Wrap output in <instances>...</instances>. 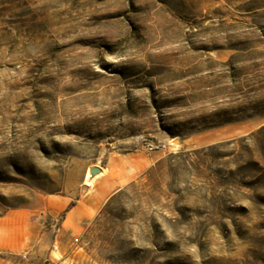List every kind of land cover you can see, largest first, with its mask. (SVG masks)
Masks as SVG:
<instances>
[{"label":"rangeland","instance_id":"374dc122","mask_svg":"<svg viewBox=\"0 0 264 264\" xmlns=\"http://www.w3.org/2000/svg\"><path fill=\"white\" fill-rule=\"evenodd\" d=\"M93 165L39 264H264V0H0V213Z\"/></svg>","mask_w":264,"mask_h":264},{"label":"crops","instance_id":"0c3cea01","mask_svg":"<svg viewBox=\"0 0 264 264\" xmlns=\"http://www.w3.org/2000/svg\"><path fill=\"white\" fill-rule=\"evenodd\" d=\"M83 179L85 175H66L62 194H48L36 206L0 213V264H39L41 258L53 259L56 244H63L65 236L98 211L102 197L117 182L100 167V172L88 178L95 192L87 194L89 184L84 186Z\"/></svg>","mask_w":264,"mask_h":264},{"label":"built area","instance_id":"2783aa9c","mask_svg":"<svg viewBox=\"0 0 264 264\" xmlns=\"http://www.w3.org/2000/svg\"><path fill=\"white\" fill-rule=\"evenodd\" d=\"M140 145H142L146 150H164L167 148L165 143H161L159 141H154L150 139L142 138L140 140Z\"/></svg>","mask_w":264,"mask_h":264},{"label":"water","instance_id":"95a60500","mask_svg":"<svg viewBox=\"0 0 264 264\" xmlns=\"http://www.w3.org/2000/svg\"><path fill=\"white\" fill-rule=\"evenodd\" d=\"M89 171L91 175H95L96 173L100 172V169L97 167H92Z\"/></svg>","mask_w":264,"mask_h":264},{"label":"bare ground","instance_id":"6f19581e","mask_svg":"<svg viewBox=\"0 0 264 264\" xmlns=\"http://www.w3.org/2000/svg\"><path fill=\"white\" fill-rule=\"evenodd\" d=\"M89 173H90V171H89Z\"/></svg>","mask_w":264,"mask_h":264},{"label":"trees","instance_id":"16d2710c","mask_svg":"<svg viewBox=\"0 0 264 264\" xmlns=\"http://www.w3.org/2000/svg\"><path fill=\"white\" fill-rule=\"evenodd\" d=\"M182 263V262H181Z\"/></svg>","mask_w":264,"mask_h":264}]
</instances>
